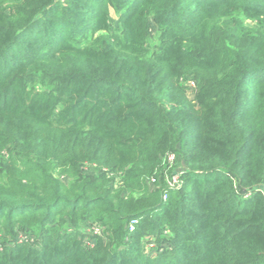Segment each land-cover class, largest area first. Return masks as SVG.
Segmentation results:
<instances>
[{
    "label": "trees",
    "instance_id": "obj_1",
    "mask_svg": "<svg viewBox=\"0 0 264 264\" xmlns=\"http://www.w3.org/2000/svg\"><path fill=\"white\" fill-rule=\"evenodd\" d=\"M0 264H264V0H0Z\"/></svg>",
    "mask_w": 264,
    "mask_h": 264
},
{
    "label": "rangeland",
    "instance_id": "obj_2",
    "mask_svg": "<svg viewBox=\"0 0 264 264\" xmlns=\"http://www.w3.org/2000/svg\"><path fill=\"white\" fill-rule=\"evenodd\" d=\"M247 25H249V24H247ZM115 27H116L115 22L111 21V29L114 30ZM150 44H151V47L154 48V50H156L158 43H156V36L155 35L152 36L151 41H150ZM191 83H194V79L192 77H186L184 79V85H185V88H186L187 95L189 97H191L193 95V93H195V88H193V87L191 88ZM90 166H93V165H91V164H84L81 167V170L88 171L90 169ZM93 168L95 169L94 170L95 172L93 173V175H100V174H102V173L105 172V170L104 171H100L101 167L98 166L97 164H95V166ZM153 177H159V176H158V174L153 173L150 176V178H153ZM108 179L110 180V183L111 184L112 183L114 184V188L113 189L116 190L118 184L121 182L120 181V178L117 175H115V173H113V174H109V178ZM114 179H115V181H113ZM48 226H49L50 229H53V228L57 227L59 229V233L60 234H63L67 230H73L75 228L74 225H70L68 223H64L63 220H61V217L60 216L57 217L55 219V221L53 223H50ZM78 228H80L84 233H87L88 235H91V234H94V233L100 234V230H97V231L94 230L90 226V224H88V223H80L78 225ZM33 236L34 235L31 236V239L33 238ZM83 240H84V242L87 245L90 244V243H92V239H90V238H86L85 237V239H83Z\"/></svg>",
    "mask_w": 264,
    "mask_h": 264
},
{
    "label": "built area",
    "instance_id": "obj_3",
    "mask_svg": "<svg viewBox=\"0 0 264 264\" xmlns=\"http://www.w3.org/2000/svg\"><path fill=\"white\" fill-rule=\"evenodd\" d=\"M195 88V84L191 83V88ZM162 173L158 174L159 177H153L148 180V185L151 189L158 188L161 183L164 186L162 200H166L168 193L180 190L183 186L182 174L184 167L180 164L174 153H167L161 161ZM136 221L132 222V225ZM94 230H98L95 229Z\"/></svg>",
    "mask_w": 264,
    "mask_h": 264
}]
</instances>
